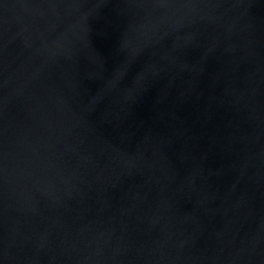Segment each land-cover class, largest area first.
Wrapping results in <instances>:
<instances>
[{"label": "water", "instance_id": "95a60500", "mask_svg": "<svg viewBox=\"0 0 264 264\" xmlns=\"http://www.w3.org/2000/svg\"><path fill=\"white\" fill-rule=\"evenodd\" d=\"M0 264H264V0H0Z\"/></svg>", "mask_w": 264, "mask_h": 264}]
</instances>
